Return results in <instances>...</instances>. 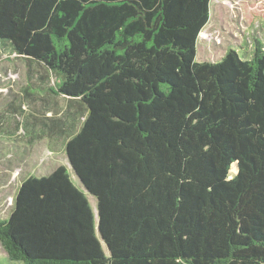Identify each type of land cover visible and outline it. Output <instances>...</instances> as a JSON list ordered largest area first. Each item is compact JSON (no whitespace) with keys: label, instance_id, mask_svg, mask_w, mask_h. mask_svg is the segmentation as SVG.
I'll use <instances>...</instances> for the list:
<instances>
[{"label":"trees","instance_id":"trees-1","mask_svg":"<svg viewBox=\"0 0 264 264\" xmlns=\"http://www.w3.org/2000/svg\"><path fill=\"white\" fill-rule=\"evenodd\" d=\"M211 1L0 0V41L83 108L57 122L81 184L22 181L11 261L264 264V45L198 61Z\"/></svg>","mask_w":264,"mask_h":264},{"label":"rangeland","instance_id":"rangeland-1","mask_svg":"<svg viewBox=\"0 0 264 264\" xmlns=\"http://www.w3.org/2000/svg\"><path fill=\"white\" fill-rule=\"evenodd\" d=\"M256 40L264 45V0H212L210 21L198 39L197 60L217 61L230 48L251 57ZM42 72L36 62L17 56L0 41V218L9 215L22 181L30 175H48L65 165L81 184L69 167L67 133L57 131V122L63 119L70 127L72 113L83 108L50 90L59 83L58 76L44 81ZM76 120L73 126L78 129L81 120ZM87 194L96 211V197ZM0 264L24 263L11 261L0 242Z\"/></svg>","mask_w":264,"mask_h":264},{"label":"water","instance_id":"water-1","mask_svg":"<svg viewBox=\"0 0 264 264\" xmlns=\"http://www.w3.org/2000/svg\"><path fill=\"white\" fill-rule=\"evenodd\" d=\"M67 158H68V162H69V167H70V169L73 170V172L75 173L74 168H73V165H72V163H71L70 158H69L68 155H67ZM86 192H88V193L90 194V192H89L88 190H86ZM96 214H97V216H99L98 208H97V210H96Z\"/></svg>","mask_w":264,"mask_h":264}]
</instances>
